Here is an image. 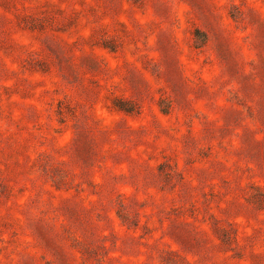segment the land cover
Here are the masks:
<instances>
[{"label":"rangeland","instance_id":"1","mask_svg":"<svg viewBox=\"0 0 264 264\" xmlns=\"http://www.w3.org/2000/svg\"><path fill=\"white\" fill-rule=\"evenodd\" d=\"M0 264H264V0H0Z\"/></svg>","mask_w":264,"mask_h":264}]
</instances>
